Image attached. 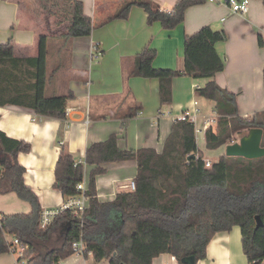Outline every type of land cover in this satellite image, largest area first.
Segmentation results:
<instances>
[{
	"label": "trees",
	"instance_id": "16d2710c",
	"mask_svg": "<svg viewBox=\"0 0 264 264\" xmlns=\"http://www.w3.org/2000/svg\"><path fill=\"white\" fill-rule=\"evenodd\" d=\"M204 1L177 0L169 11L152 10L147 1L138 4L146 11L148 24L158 21L164 29H171L183 20L188 6ZM61 4L62 20L68 22L61 37L88 36L93 26L82 1L62 0ZM130 7L131 3L121 4L112 19L127 17ZM49 38L44 33L38 36L34 56L15 55L11 38L0 43V106L26 107L37 117L63 121L64 107L73 93L46 92ZM223 40L224 31L208 25L187 35L181 70L154 68L156 50L149 47L130 57L122 68L124 94L119 106L127 109L122 126L141 109L127 86L129 77L157 78L159 101L166 105L172 98V78L186 75L206 79L203 86L195 88L197 95L211 101L218 114L217 123L204 132L206 150L231 143L234 135L256 127L262 129L260 145L264 148V110L241 117L235 94L214 80L224 67V59L215 49ZM262 71L264 87V67ZM172 123L159 152L152 147L122 150L116 133L92 142L83 156L85 163L93 166L85 192L88 208L81 218L63 209L45 228L39 225V197L25 184V170L17 160L20 152L30 150V143L0 130V192L15 193L29 203L30 209L1 214L0 254L8 251V236H15L26 247L25 264H55L72 254V243L81 237L86 246L83 256H92L95 264L102 260L107 264H152L161 253L174 256L179 264H183L181 258L192 255L196 263L205 258L206 245L215 233L236 225L248 263L258 264L264 258V155L249 159L224 153L206 167L193 123L177 118ZM191 154L195 157L190 158ZM75 160L61 147L52 187L61 192L64 202L78 196L77 182L84 179L83 164L74 165ZM126 160L137 164L134 190L118 193L110 201H99L96 175L106 172L107 164Z\"/></svg>",
	"mask_w": 264,
	"mask_h": 264
},
{
	"label": "crops",
	"instance_id": "0c3cea01",
	"mask_svg": "<svg viewBox=\"0 0 264 264\" xmlns=\"http://www.w3.org/2000/svg\"><path fill=\"white\" fill-rule=\"evenodd\" d=\"M54 1L0 0V43L11 38L15 55L34 56L38 36L49 35L46 92L58 94L70 90L73 93L66 102V106L75 109L68 119L69 126L60 119L37 117L26 107L0 106V130L8 137L30 143V150L20 152L17 160L25 170V184L38 195L42 210L58 208L64 202L61 192L52 187L61 147L75 158H83L92 142L116 133L118 147L122 150L152 147L159 152L172 122L178 114L192 107L193 100H197L200 114L215 112L213 103L199 97L195 89L203 86L206 79L186 75L173 77L171 102L161 105L157 78L131 76L127 86L141 109L128 118L123 127L122 116L127 111L126 107L119 106L124 94L123 63L127 64L130 57L144 47L156 50L154 68L181 70L187 35L206 25L223 30L225 40L216 43L215 49L223 57L224 67L215 74V82L235 94L241 117H251L264 110L262 0H247L248 10L241 14L233 13L222 2L206 0L188 6L183 20L171 29H164L158 21L148 24L147 13L138 2L147 1L152 10L169 11L177 0H81L93 29L88 36L68 39L61 37L68 22L58 19V11L51 7ZM123 3H131L127 17L112 19ZM200 134L205 143L204 133ZM225 146L212 150L216 159L204 157L199 146L198 149L205 160L213 162L224 154ZM105 167L106 172L96 175L95 180L99 201H110L118 193L131 191L129 181L136 175L135 160L111 162ZM92 169V165H83L87 183ZM8 196H12L11 192H0V214H6L2 198ZM205 253V258L195 264H249L242 252L240 229L236 225L229 231L215 233ZM171 256L161 253L153 258L152 264H179ZM65 261L66 264H95L92 256L70 255ZM99 264H107V261Z\"/></svg>",
	"mask_w": 264,
	"mask_h": 264
},
{
	"label": "built area",
	"instance_id": "2783aa9c",
	"mask_svg": "<svg viewBox=\"0 0 264 264\" xmlns=\"http://www.w3.org/2000/svg\"><path fill=\"white\" fill-rule=\"evenodd\" d=\"M211 2H222L229 7V9L233 13H245L248 10L247 0H208ZM192 107L187 109L180 114L177 115V119L181 120H188L192 122L194 125V133L195 137L197 134L204 133L205 130L210 127L214 126L217 123L218 114L216 112L212 114L202 115L200 114V109L197 105V100L192 101ZM65 111V119L63 120L66 126H69V117L75 109L73 107L66 106L64 107ZM233 142V141H232ZM82 163L85 164L84 158H76L74 165ZM211 164V161L205 160V166L208 167ZM88 183L83 179L82 181L77 182L76 190L80 191L78 196L72 199H69L61 204L58 208H51L42 210L40 218H39V225L42 228H45L47 224L53 219V217L58 214L63 209H70L72 212V216L81 218L84 211L88 208V196L85 194L87 190ZM129 189L134 190V181H129ZM1 217V214H0ZM9 242H11L10 246L8 247V252L11 254H15L14 257V264H25L24 251L26 249L25 245L18 241V239L13 236L8 238ZM86 251V246L79 237L76 241L72 243V254L71 256L74 257H84L83 254ZM173 261H177L174 256H171ZM55 264H66L65 259L55 263ZM258 264H264V260L261 259Z\"/></svg>",
	"mask_w": 264,
	"mask_h": 264
},
{
	"label": "water",
	"instance_id": "95a60500",
	"mask_svg": "<svg viewBox=\"0 0 264 264\" xmlns=\"http://www.w3.org/2000/svg\"><path fill=\"white\" fill-rule=\"evenodd\" d=\"M261 134L262 129L259 127L249 129L240 136L238 141L226 144L224 153L230 156H243L249 159L263 156L264 148L260 145ZM191 157H195V155L191 154ZM180 261L183 264H195V258L192 255L185 256Z\"/></svg>",
	"mask_w": 264,
	"mask_h": 264
},
{
	"label": "rangeland",
	"instance_id": "374dc122",
	"mask_svg": "<svg viewBox=\"0 0 264 264\" xmlns=\"http://www.w3.org/2000/svg\"><path fill=\"white\" fill-rule=\"evenodd\" d=\"M60 2L62 3V0H55L54 4L55 5H51V7H55V9L58 11V19L60 20V22L64 21L63 16H62V7L60 6ZM46 11H50L46 10ZM52 11H54V9H52ZM235 138V141H238L240 139V137L238 135H234L233 136ZM196 142L197 145L199 146V148L201 149V151L203 152L204 157H211V159H216L214 158L215 156H213V151L212 150H206L204 143H203V138H202V134H197L196 135ZM12 196H8L7 198H2V201L5 203L6 207H5V213L8 214L12 213V212H28L29 209V203H27L26 201L20 199L19 197H17V195L15 193H11ZM9 238V236H8ZM90 257V255H88ZM14 257L15 254H11L8 251L6 253L0 254V264H14Z\"/></svg>",
	"mask_w": 264,
	"mask_h": 264
}]
</instances>
